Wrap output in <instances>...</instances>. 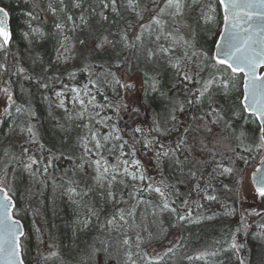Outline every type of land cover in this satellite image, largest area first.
I'll return each mask as SVG.
<instances>
[{"label": "snow or ice", "instance_id": "snow-or-ice-1", "mask_svg": "<svg viewBox=\"0 0 264 264\" xmlns=\"http://www.w3.org/2000/svg\"><path fill=\"white\" fill-rule=\"evenodd\" d=\"M24 2L27 4V0ZM100 6L102 21H108L104 10L109 8L120 14L117 0H100ZM196 6L197 15L190 23L191 17H185V9ZM72 7L81 9L82 0H72ZM126 8L134 12L138 20L136 25L128 22L120 33L122 50L128 49L130 54L121 59V53L115 51V40L108 35L95 37L89 54L108 56L110 60L114 56L115 60L99 65L85 63L79 70L88 73V80L77 85L64 82L58 73L49 75V72L54 66L77 58L76 45L69 33L87 24L83 12L74 19L67 11L65 0H49L46 9L33 2L31 10L22 11L26 30L20 32V38L26 46L21 50L16 45L13 51L12 9L0 0V53L3 54L0 119L11 117L14 110L23 120L20 124L13 121L9 130L13 133L18 130L25 136L20 144V155H10L8 149L4 150L9 162L0 168V264H26L31 236L19 217L22 214L35 217L38 211L30 204L18 207L22 197L16 187L17 165H13L12 160L22 166L31 184L39 183L43 187L52 180L54 188H63L76 214L74 235L88 229L95 221L99 228L117 232L122 237L112 244L101 241L100 247L90 245L85 264H97L100 253L112 264H139L140 261L162 264L179 246V241L170 242L162 254L155 256L142 245L166 235L169 228L179 229L181 222L192 223L193 205L196 209L203 207L198 200H191L192 193L207 201H216L218 197L209 194V190L215 191L213 181L221 177L234 180L239 203L247 199L245 169L238 164H247L254 152L264 153V0H207V3L150 0L143 8L140 0H126ZM45 11L54 18L51 32L37 23ZM49 39L55 42V56L45 64L37 49ZM76 43L85 46L86 41L80 39ZM132 53L137 61L143 56V67L133 69ZM22 55L34 68H40L35 78L28 75V69L21 64ZM66 74L70 80H75V71ZM5 76L8 79H3ZM12 76L34 79L47 104L48 117L62 131H66L65 125L53 114L54 108L63 110L66 121L87 120L77 125L84 129V134L77 137L81 154L76 158L68 157L72 168L64 169L63 184H57L50 174L54 161L63 153L57 155L41 142L40 114L30 98L17 101ZM106 90H111L115 99L110 98ZM21 91L30 97V90L22 87ZM97 95L102 96L103 103L97 101ZM158 101L162 107L156 111L153 105ZM105 109L112 114L101 115ZM125 117L131 123L121 129L119 124ZM249 124L256 126L251 132L247 130ZM97 125L107 131H100ZM141 157H148V162ZM209 167L211 172L207 171ZM169 168L174 170L172 177L165 175ZM250 182L252 195L264 202V156L261 165L251 173ZM31 184L28 193H32ZM189 184L191 190L185 196L180 188ZM116 185L130 188L127 200L123 191L118 198ZM222 187L233 192L229 184ZM153 193L158 200L145 198L146 194ZM93 195L106 203H123L128 207H117L101 222L102 209L93 203ZM141 206H145L144 212H138ZM224 208L225 216L236 215L235 207L225 204ZM165 213L175 217L167 226L160 219ZM219 214L200 215L197 222L213 220ZM251 216L264 217V210L242 211L236 227L214 241L215 245L223 247L205 249L186 259L203 260L230 250L235 256L234 264H250L246 253L251 227L247 220ZM152 226L156 227V234L150 230ZM258 227L253 237L264 249V224ZM32 228L38 241L43 243L35 218ZM48 247V253L42 256L44 260L59 255L55 245ZM259 264H264V257Z\"/></svg>", "mask_w": 264, "mask_h": 264}, {"label": "trees", "instance_id": "trees-1", "mask_svg": "<svg viewBox=\"0 0 264 264\" xmlns=\"http://www.w3.org/2000/svg\"><path fill=\"white\" fill-rule=\"evenodd\" d=\"M33 2L38 3L39 7L42 9L47 8L49 0H27L25 4L24 0H4V4L10 6L12 9V21L11 25L14 30V40L13 51H16V45H19L22 50L26 45L21 41L20 32L26 30L24 25V16L22 11L31 10ZM126 0H117V8L120 14L117 15L111 11V8L104 10L105 14L108 16V21H102L99 13L102 11L100 6V0H82V8L76 9L72 7V0H65L67 5V11L73 15L74 19L80 16L81 12L87 18V24L81 25L74 33H69L73 37V42L76 45L77 58L70 60L69 64L64 67L63 64L54 66L49 75L60 74L66 83H72L77 85H82L88 80V73L80 71L84 67L85 63H95L108 64L113 63L115 57L110 60L108 56L98 57L95 54H89L92 41L95 37L101 35H108L109 39H113L117 42L116 52L121 53V59L124 56L129 55L128 49H123L122 41L120 40V33L124 30L125 25L131 22L133 25L138 23L137 16L134 12L126 8ZM150 0H140V6L143 8L145 5H149ZM58 7V5H57ZM95 9V12L92 9ZM189 11V10H188ZM187 11V12H188ZM193 12V11H192ZM191 13V11H190ZM146 15V14H145ZM61 19L63 20V14H61ZM54 18L51 13L45 11L37 23L44 28L45 31L51 32L53 30ZM79 22V21H77ZM138 30V29H137ZM131 31V30H130ZM83 39L86 41L85 46H80L76 41ZM214 39V38H213ZM211 46V42H210ZM55 42L53 40H46L43 42V46L37 50L41 52L44 58V63L47 64L48 61L54 60L55 56ZM131 65L133 69L137 67H143V56L139 61L135 58V53H132ZM3 59V54L0 53V60ZM21 64L28 69V75L35 78L39 72L40 68L35 67L31 64V61L27 59L26 56L21 57ZM113 70L116 71L113 66ZM75 71V80H70L66 73ZM120 73L118 72V75ZM167 75H171L168 73ZM3 79H8L5 76ZM12 89L15 94V98L18 102H23L30 98L31 103L39 112L41 117V123L38 127V132L40 140L46 145V148L52 149L54 153L59 155L63 153V156L54 161L53 169L50 170L51 176L56 180L57 184H63L64 181L61 179L64 169H71L72 163L68 159L69 156L76 158L81 154L80 148L77 143L78 135L84 134V129L82 127H77L78 124L86 123L85 121H66L64 119V112L62 109H53V114L60 118L61 122L64 123L66 131L59 129L55 122L47 115V104L43 101L41 91L37 89L33 80H24L20 76H12ZM2 83V81H0ZM30 90V97L27 94H23L21 88ZM51 95V93H48ZM106 94L110 98L115 99L114 94L111 90H106ZM70 98V97H69ZM97 101L103 103V98L97 95ZM67 103V101H66ZM3 103H0V110ZM71 107V106H70ZM162 105L158 101L157 104L153 105L154 110L159 111ZM111 110L105 109L101 115H111ZM147 117H142L141 119H146ZM115 119V117H114ZM23 117L17 116L13 110L11 117H3L0 121V167L1 163L6 162L4 156V150L8 149L9 154L20 155L21 148L20 144L24 141L25 136L20 135L17 132H11L10 126L13 125V121L16 124H20ZM131 121L125 117L124 121H121L119 127L125 129L126 124H130ZM147 127V125H144ZM100 131H107L102 128V126H96ZM256 126L254 124H249L247 130L252 131ZM7 133V135H5ZM139 148V145H136ZM36 149L33 148V151ZM151 156V153L148 154ZM256 156V153H252L249 157L248 165L251 164L252 158ZM145 162H148V157H141ZM6 159V160H5ZM240 162L238 164L239 168H243ZM13 165L16 167V187L18 189V195L22 197V200L18 202V207H24L30 204L33 209H37V214L35 217L32 215H21V219L25 221L27 231H29L31 236V241L29 244V251L26 257V264H85L86 253L89 251V246L95 244L96 247L101 246V241H106L108 244H112L116 239H121L117 232H107L104 229L98 227V225L93 221L88 229L81 232L75 231V226L73 224L76 219V214L74 206L69 201L66 194H64L63 188H54L52 180H48L46 186H41L39 183L31 184L27 178V174L23 172L22 166L18 164L17 161L12 160ZM247 164H244V166ZM211 167H214L212 165ZM211 167L207 169L211 172ZM174 170L169 168L165 171V175L172 177ZM11 167L9 168V175L11 176ZM80 177H76L79 179ZM159 179V177H157ZM215 185V191L209 190V194L216 195L218 199L216 201H207L198 196L195 192L191 195V200H198L203 207L196 209L193 205L194 215L192 223L181 222L179 229L169 228L166 235L157 236L153 238L149 243L142 245V248L147 250L150 255L155 256L157 254H162L170 242L175 244L179 241V246L174 248V252L169 254L164 258L162 264H234L235 256L229 251H221L215 257H207L203 260L193 259L189 261L186 259L187 256L195 257L199 252L207 249L212 251L215 247H223V245L217 246L214 241L217 239H222L223 235L227 233L228 229H234L239 221V217L225 216L223 213L225 211L224 205L229 204L236 208L238 198L235 195V183L233 179L221 177L217 181H213ZM229 184L233 188V192L226 191L222 184ZM32 187V193L27 192V188ZM129 189H123V186L116 185V191L119 198V193L124 192V197L128 199ZM191 190V184L187 187H181L180 191L185 196ZM146 199H152L154 201L158 200V197L153 193L150 196L146 194ZM93 203L97 208L102 209L100 213V221L103 222L105 216L112 214L116 211L117 207H123L127 209L128 205L119 204L114 205L111 203H106L101 200L99 196L93 195ZM38 203V204H37ZM179 204L180 201L178 200ZM146 210L145 206H141L138 212H144ZM82 211V210H81ZM213 213H220L213 220L202 219L197 222V217L200 215H212ZM237 213V212H236ZM35 218L36 226L41 229L40 235L43 238V243H40L37 239V233L32 228V221ZM164 224L167 226L175 220V217L169 213H165L160 217ZM248 222V221H247ZM264 224V221L261 223ZM252 227V226H251ZM249 228L248 230V240L249 246L246 253L247 259L250 264H259L262 257H264V249H262L257 242L254 240L253 233L259 231L258 228ZM150 230L156 234V227H150ZM142 235H145L142 233ZM49 244L55 245V250L58 252L57 257H51L47 260L42 258L49 251ZM114 251V249H113ZM135 251V249H133ZM134 259H138L134 257ZM97 264H112L110 260L103 254L100 253L97 256ZM139 264H144V261H140Z\"/></svg>", "mask_w": 264, "mask_h": 264}, {"label": "water", "instance_id": "water-1", "mask_svg": "<svg viewBox=\"0 0 264 264\" xmlns=\"http://www.w3.org/2000/svg\"><path fill=\"white\" fill-rule=\"evenodd\" d=\"M262 156H264V153L261 154V156L257 160V162L254 165V167L252 169H250L248 171V173L246 174V176H245V179H244V190H245V193L247 194V199L242 204L240 203V208H241L242 211L250 210L252 208H255L258 211L264 210V205L261 206L259 204V198H257V197L252 195V191H251L252 185H251V182H250L251 173L257 167H259L261 165V163H262ZM23 224H24V222H23Z\"/></svg>", "mask_w": 264, "mask_h": 264}, {"label": "rangeland", "instance_id": "rangeland-1", "mask_svg": "<svg viewBox=\"0 0 264 264\" xmlns=\"http://www.w3.org/2000/svg\"><path fill=\"white\" fill-rule=\"evenodd\" d=\"M201 2L202 3H207V0H201ZM126 3V2H125ZM189 3H191V0H189ZM189 10V11H188ZM188 11V12H187ZM190 11H191V13H190ZM193 11V12H192ZM197 11H198V6H196L195 8H186L185 9V17H191V20H189V22L191 23L192 22V20H194L195 19V17H196V15H197ZM209 46H210V42H209ZM69 64V62L67 63V64H63L64 65V67H66L67 65ZM0 100H2V99H0ZM3 119V118H2ZM2 119H0V121L2 120ZM255 157V156H254ZM7 159V160H6ZM5 160H6V162H4V163H1L2 164V166L0 167V168H3V166H4V164H6V163H8L9 162V158H6ZM147 163V162H146ZM38 204V203H37Z\"/></svg>", "mask_w": 264, "mask_h": 264}, {"label": "bare ground", "instance_id": "bare-ground-1", "mask_svg": "<svg viewBox=\"0 0 264 264\" xmlns=\"http://www.w3.org/2000/svg\"><path fill=\"white\" fill-rule=\"evenodd\" d=\"M261 154L262 153H256V157L252 158L250 165L247 164V166L246 165L244 166V163L243 162L241 163L243 165V169H245L244 179H245V176L248 173V171L254 167V165L256 164L257 160L261 156ZM236 209H237V213L236 214H237L238 217H240V213L242 212V210H241L240 207H237V206H236ZM25 229L27 230L26 224H25Z\"/></svg>", "mask_w": 264, "mask_h": 264}, {"label": "flooded vegetation", "instance_id": "flooded-vegetation-1", "mask_svg": "<svg viewBox=\"0 0 264 264\" xmlns=\"http://www.w3.org/2000/svg\"><path fill=\"white\" fill-rule=\"evenodd\" d=\"M237 207H238V203H237ZM257 220H258L259 222H258L257 224H255L253 228H258V229H259L258 226H259L263 221H262L261 218H260V219L257 218L256 221H257ZM260 220H261V221H260Z\"/></svg>", "mask_w": 264, "mask_h": 264}]
</instances>
